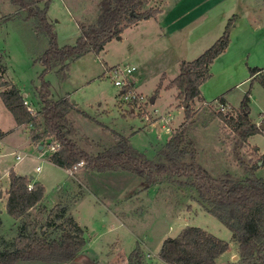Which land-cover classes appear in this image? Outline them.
Listing matches in <instances>:
<instances>
[{"label":"rangeland","instance_id":"1","mask_svg":"<svg viewBox=\"0 0 264 264\" xmlns=\"http://www.w3.org/2000/svg\"><path fill=\"white\" fill-rule=\"evenodd\" d=\"M44 1L39 0V6ZM100 1H51L48 19L60 46L74 45L81 26L97 22ZM176 1L148 0L142 10H161L167 2L169 6ZM18 11L9 0H0V83L7 80L19 88L36 111L41 108L38 89L43 81L49 82L52 98L69 95L76 103L69 117L87 151L97 154L114 144L119 133L153 160L159 159V150L183 123L187 108L170 82L180 73L183 61L199 57L205 51L200 49L212 46L231 23L230 48L210 66V77L202 85L205 99L192 104L195 123L190 135L199 150V162L213 175L246 176L240 156L248 165H259L256 175L264 178V130L237 148L239 136L220 117L221 112L235 116L249 94L251 119L258 125L264 123V0H220L209 17L172 37L152 18L139 21L99 54L89 52L70 59L65 76L54 69L43 77L40 57L49 47L48 36L36 33L24 19L25 13ZM5 17L12 18L5 21ZM116 64L137 67L132 74L135 99L125 100L122 88L107 72V66ZM254 68L261 73L253 75ZM6 87L0 86V91ZM221 96L227 101L224 109ZM169 115L172 121L167 123L163 117ZM0 129L4 130L0 131V236L4 232L10 241L18 230L19 221L4 210L9 173L14 169L46 188L45 201L33 209L34 214L43 210L46 217L55 206H66L67 215L74 216L87 239L83 251L71 261L21 260L15 264H136L130 255L138 248L145 264H167L160 257L165 239L177 236L188 225L203 227L231 242V251L237 248L232 231L207 211L192 188L168 182L146 187L140 175L127 171L89 173L83 166L68 170L55 165L49 159L52 151L47 140L32 141L31 127L16 123L1 94ZM13 151L24 154L23 160H17ZM91 179L98 183L92 184Z\"/></svg>","mask_w":264,"mask_h":264},{"label":"trees","instance_id":"2","mask_svg":"<svg viewBox=\"0 0 264 264\" xmlns=\"http://www.w3.org/2000/svg\"><path fill=\"white\" fill-rule=\"evenodd\" d=\"M9 1L19 7L18 12L25 13L24 19L30 21L36 33L48 36L49 47L40 57L44 66L42 77L54 69L65 76L70 59L80 58L89 52L99 54L127 27L160 13V10L152 8L142 10L148 0H101L97 22L81 26V34L74 45L60 46L55 26L48 19L52 0H45L42 7L39 0ZM230 28L231 23L199 57L183 61L180 73L170 82V86L178 89V97L188 106L183 123L159 150L158 160L150 159L132 145L128 136L119 133H116L114 144L97 154L87 151L77 139L79 131L69 117L76 103L69 95L59 100L52 98L47 81H43L38 89L41 108L36 111L25 104L21 90L9 85L7 80L0 83L2 87L7 86L0 94L16 123L31 127L32 141L47 140L50 146L56 147L49 155L55 165L73 170L83 160V167L88 171L138 174L146 187L168 182L192 188L207 211L232 231L233 239L238 243L239 257L226 264H264V178L256 175L259 165H248L239 156L241 164L246 167V176H235L229 172L215 176L199 162V150L190 135V128L195 123L192 104L197 100L203 101L201 87L210 77V66L229 46ZM259 71L261 69L254 68L252 74ZM158 93L159 89L155 94ZM249 99V94L243 97L235 116L220 113V117L234 127L239 136L237 148L250 136L263 132L262 124L258 125L250 117ZM220 101L222 106L227 104L224 96ZM9 177L6 209L19 224L12 240L0 236V264H15L21 260L71 261L81 253L87 244L85 230L74 216L67 215V207L57 205L46 217L43 210L34 214L33 209L43 203L45 186L14 169ZM31 183L33 187L30 189ZM50 228L55 229L54 232ZM229 248L227 240L203 227L188 225L177 236L165 239L160 257L168 264H219L218 258ZM130 257L136 264H145L139 248Z\"/></svg>","mask_w":264,"mask_h":264},{"label":"crops","instance_id":"3","mask_svg":"<svg viewBox=\"0 0 264 264\" xmlns=\"http://www.w3.org/2000/svg\"><path fill=\"white\" fill-rule=\"evenodd\" d=\"M201 3H202V0H200V1L196 0L193 3H189L188 0H177L174 4L167 6V4H168V2H167L165 4L164 8H162L160 10V13H158V15L156 17H152V19L160 25L159 27H160V29H162L164 31L165 35H167L168 37H172V36L176 35L177 33L185 30L190 25H193L202 19L205 20L207 17H209L210 13L213 12L214 10H216L217 7L220 5V0H204V4H201ZM11 18L12 17H10V18L5 17V21H7ZM150 19H146V20H150ZM142 21L143 20H141V22ZM184 37L185 36H183V40H184ZM230 42H231V40H230ZM202 48H204V47H202ZM206 48H208V47H206ZM206 48L200 49L199 52H202V50H206ZM229 48H230V43H229V46L227 47V49L221 55H219L216 58V60H218L221 57H223L224 55H226ZM1 58H3L2 52H0V59ZM5 70L6 69H4V71ZM201 90H202V87H201ZM23 95H24V97L26 96V94H23ZM202 96H203V100H204L205 98L203 95V91H202ZM155 101H156V99L153 98L152 102H155ZM0 131H4V130L0 129ZM4 136H6V134H4ZM0 140H3V139L0 138ZM14 152H16V151H13V153ZM88 172L92 173L90 171H88ZM90 178H92V177H90ZM91 180H92V184H94L96 181L93 179H91ZM96 183H98V181ZM7 198H8V194L6 193V196H5L6 201H7ZM44 201H45V197H44ZM4 210H7L6 206L4 207ZM4 210H1L2 214H3ZM14 221L12 223H14ZM3 234H4V232L1 233L2 237H4ZM232 241H233V243L235 242L234 239H232ZM229 243H230V248L218 258L219 264H226L228 262L236 260V259H234L235 256L239 257L238 245L234 251H231V242H229Z\"/></svg>","mask_w":264,"mask_h":264},{"label":"built area","instance_id":"4","mask_svg":"<svg viewBox=\"0 0 264 264\" xmlns=\"http://www.w3.org/2000/svg\"><path fill=\"white\" fill-rule=\"evenodd\" d=\"M107 72L110 74L111 77L114 78V82L116 85L120 86L122 88V96L124 97V99H135L137 97V94L134 91V88L132 87L133 85H136V81L135 79L132 77V74L137 70L136 66H131V65H121V64H116L113 66H107ZM261 73V71H259L257 74ZM2 73L0 70V77H1ZM25 99V104L28 105V107L34 111L31 106L29 105V101L24 97ZM222 108L224 109L225 106H222ZM163 119L169 123L172 120V116L169 115L167 117H163ZM261 125V124H260ZM56 149L55 146H51V151H54ZM14 154L16 155L17 160H23V158L25 157L24 154H22L21 152H14ZM85 162L82 160L81 162H79L74 169H78L82 166H84ZM38 170H40L41 168L38 167ZM33 187V183L29 184V188L31 189Z\"/></svg>","mask_w":264,"mask_h":264},{"label":"water","instance_id":"5","mask_svg":"<svg viewBox=\"0 0 264 264\" xmlns=\"http://www.w3.org/2000/svg\"><path fill=\"white\" fill-rule=\"evenodd\" d=\"M118 37V39H120L121 38V36L119 35V36H117ZM188 106V103H186L185 104V107H187ZM261 130H264V123L261 125ZM40 148H42V146H40ZM30 179H33V177H31ZM2 194L0 193V196H1ZM238 258V256H235L234 257V259H237Z\"/></svg>","mask_w":264,"mask_h":264}]
</instances>
